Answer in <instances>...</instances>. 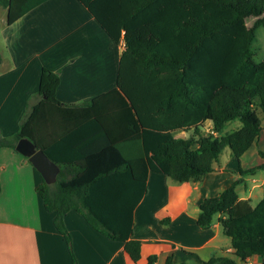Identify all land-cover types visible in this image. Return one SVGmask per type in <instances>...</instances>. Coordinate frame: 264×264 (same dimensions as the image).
Listing matches in <instances>:
<instances>
[{"label":"trees","instance_id":"1","mask_svg":"<svg viewBox=\"0 0 264 264\" xmlns=\"http://www.w3.org/2000/svg\"><path fill=\"white\" fill-rule=\"evenodd\" d=\"M44 1L0 0V5L8 9L7 24H12ZM81 1L115 42L125 40L116 87L90 101L63 102L57 97L59 73L42 67L34 102L14 134L0 129V147L16 149L18 140L27 137L59 164L54 183L39 172L37 190L45 208L55 212L72 264L79 262L64 217L73 209L98 231L124 241L138 264L143 241L133 237L134 209L147 193L149 172L199 183L215 170L225 147L240 161L259 143L264 59L255 60L253 43L264 26V0H103V8ZM102 99L103 137L132 144L133 157L121 162L107 157L119 149L103 146L102 162L100 149L83 144L84 121L94 117L101 124L92 109ZM208 120L217 134L203 131ZM236 120L240 125L228 131ZM115 129H123L117 138ZM188 129L193 130L190 138L174 135ZM258 151L264 158V150ZM263 168L264 162L250 167L239 163V176L199 204L197 224L210 228L218 215L235 254L213 255L203 264H239L253 255L264 264V194L253 204L238 190L244 176ZM156 261V254L147 257L148 264ZM165 264L178 263L169 255Z\"/></svg>","mask_w":264,"mask_h":264},{"label":"crops","instance_id":"2","mask_svg":"<svg viewBox=\"0 0 264 264\" xmlns=\"http://www.w3.org/2000/svg\"><path fill=\"white\" fill-rule=\"evenodd\" d=\"M89 1L103 8V0ZM7 16L8 9L0 5V129L4 135L18 130L34 102L42 67L59 73L57 97L63 102L90 101L116 87L125 40L115 42L81 0H45L12 24H7ZM92 114L102 125L94 117L87 118L82 124L83 144L100 149L102 162L103 146L120 150L107 155L111 161L133 157L129 141L110 143L103 137V99L94 103ZM205 124L213 126L211 120ZM120 130H112V135L117 138ZM179 131L185 130L174 135ZM39 182L41 176L29 157L13 147H0V264H72L67 241L54 223L55 212L45 208L37 190ZM206 182L207 176L199 183L176 182L163 172H149L147 193L134 209L133 237L143 241L138 264H148L151 254L157 255L155 264H165L169 255L178 264H203L213 255L235 257L218 215L210 228L197 224L199 204L207 196ZM253 190L241 197L253 202ZM64 219L79 264H136L124 241L98 231L79 211L70 210ZM261 260L253 255L239 264Z\"/></svg>","mask_w":264,"mask_h":264},{"label":"rangeland","instance_id":"3","mask_svg":"<svg viewBox=\"0 0 264 264\" xmlns=\"http://www.w3.org/2000/svg\"><path fill=\"white\" fill-rule=\"evenodd\" d=\"M251 21L252 18H249L248 22L250 23ZM256 35V39L253 43L254 58L256 61H261L264 59V26L257 29ZM260 115L263 119L264 126V114L260 113ZM239 125V120L233 121L227 126V130H232ZM211 130L212 127L209 124L204 125L203 131L205 133L217 134ZM192 135V129L175 133L177 138H190ZM259 149L264 150V130L261 133L258 145L254 144L253 147L243 154L240 161L231 155L230 148L228 146L225 147L221 154L220 161L214 163L215 170L207 175V182L204 188L207 192L206 194L208 196L215 195L229 186L239 176V163L245 167H250L264 162V158L259 154ZM221 166L222 169H220ZM251 187L254 188L252 203L256 204L262 198L264 193V168L259 169L254 175L244 176V181L238 186L240 195L243 196L248 194ZM228 239H230V237H228ZM189 264L196 263L191 261Z\"/></svg>","mask_w":264,"mask_h":264},{"label":"water","instance_id":"4","mask_svg":"<svg viewBox=\"0 0 264 264\" xmlns=\"http://www.w3.org/2000/svg\"><path fill=\"white\" fill-rule=\"evenodd\" d=\"M16 149L29 157L47 183L56 182L60 171L59 164L53 161L43 149L38 148L31 139L21 137L16 144Z\"/></svg>","mask_w":264,"mask_h":264},{"label":"built area","instance_id":"5","mask_svg":"<svg viewBox=\"0 0 264 264\" xmlns=\"http://www.w3.org/2000/svg\"><path fill=\"white\" fill-rule=\"evenodd\" d=\"M212 132H215L213 129L211 130Z\"/></svg>","mask_w":264,"mask_h":264}]
</instances>
